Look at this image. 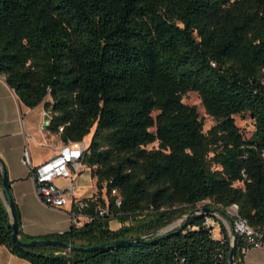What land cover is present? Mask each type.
<instances>
[{"label":"trees","instance_id":"obj_1","mask_svg":"<svg viewBox=\"0 0 264 264\" xmlns=\"http://www.w3.org/2000/svg\"><path fill=\"white\" fill-rule=\"evenodd\" d=\"M0 76L28 109L44 107L46 132L63 145L95 129L82 162L96 180L97 194L84 200L91 220L39 239L75 250L16 244L0 194V247L13 256L230 264L229 233L222 226L215 236L209 215L238 205L264 231V0H0ZM191 92L216 121L207 134L197 108L183 102ZM246 114L255 123L250 139L235 120ZM206 201L210 214H195ZM184 215L179 228L154 236ZM113 221L131 225L114 231ZM96 247L104 248L88 251ZM237 248L236 264H245L240 237Z\"/></svg>","mask_w":264,"mask_h":264},{"label":"crops","instance_id":"obj_2","mask_svg":"<svg viewBox=\"0 0 264 264\" xmlns=\"http://www.w3.org/2000/svg\"><path fill=\"white\" fill-rule=\"evenodd\" d=\"M45 119L43 106L28 109L8 86L6 79L0 76V194L10 213L11 199L19 210L20 234L35 241L66 234L73 228L70 215L73 205L65 210H56L44 204L36 193L30 169L24 164L26 153L36 167L53 158L63 146L59 136L46 132ZM84 143L87 145V141ZM5 169L8 191L4 188ZM58 185L65 186L66 182L59 180ZM77 188L76 198L80 201L92 199L97 194L96 180L85 166L77 178ZM244 263L264 264V248L249 250ZM0 264L29 263L0 247Z\"/></svg>","mask_w":264,"mask_h":264},{"label":"built area","instance_id":"obj_3","mask_svg":"<svg viewBox=\"0 0 264 264\" xmlns=\"http://www.w3.org/2000/svg\"><path fill=\"white\" fill-rule=\"evenodd\" d=\"M63 131L64 129H60V133H63ZM87 148L84 142L63 145L53 158L36 167L32 165L28 153L25 154L24 158V164L30 169L31 179L35 183L38 197L44 204L56 210H65L68 206L73 205L70 215L73 225L77 227H82L91 220L90 216L85 213L90 208L89 204L76 198L77 178L82 172V162ZM59 180H64L66 185H58ZM112 194L118 196L117 191H113ZM121 205V199L117 198L116 206L121 207ZM97 212L100 217L109 214L108 208ZM229 215L233 224L232 229L228 232L232 243L237 237H240L245 243L243 253H247L251 249L264 248V231L254 229L241 218L238 205H233L226 210V216ZM214 223L216 221L209 217L205 221L206 227L213 228V234L215 233Z\"/></svg>","mask_w":264,"mask_h":264},{"label":"rangeland","instance_id":"obj_4","mask_svg":"<svg viewBox=\"0 0 264 264\" xmlns=\"http://www.w3.org/2000/svg\"><path fill=\"white\" fill-rule=\"evenodd\" d=\"M183 102H184V104H186L190 107L197 108V110L201 116V119L204 120V123H205L204 132L206 134L216 125V121L207 115V113H206V111L202 105L201 98L199 97V95L197 93H194V92L189 93L187 96H185ZM47 117H49V114H47L46 118ZM235 120H236L237 126L240 128L241 132L244 134L246 139H250L252 137L254 131H255V123H254L252 117L249 114H246L243 116H236ZM94 133H95V129L92 130V132L90 134L91 136L89 135L90 137L85 139V141H87V146H89L91 144ZM153 148L158 149L159 143H156V144L148 147L149 150H152ZM103 195L105 197V200L108 201L106 194L104 193ZM212 207L213 206L211 205V202L206 201V202L199 204L197 206L196 210L197 211L203 210V209L205 210L207 208H212ZM187 217H188L187 215L182 216L181 218H179L178 220L173 222L168 227L160 230L154 236L164 235V234H166L172 230L179 228L186 221ZM209 218H213L214 221H216V223H214V230H215L214 235L215 236L220 235L222 226H224L228 232H229V230L232 229L233 224H232V219H231L230 215L226 216L222 213L217 212V213H213V214L209 215ZM130 225H131L130 222L123 224V223H120L119 221H113L111 223L110 228L112 230L116 231V230H119L125 226H130ZM150 236H153V235H150ZM150 236L147 235V237H150Z\"/></svg>","mask_w":264,"mask_h":264},{"label":"water","instance_id":"obj_5","mask_svg":"<svg viewBox=\"0 0 264 264\" xmlns=\"http://www.w3.org/2000/svg\"><path fill=\"white\" fill-rule=\"evenodd\" d=\"M46 126L45 128L49 125V117H47L46 119ZM1 162V160H0ZM4 188L5 190L8 191V181H7V173H6V169H5V173H4ZM10 208H11V216H12V220H13V230H14V234H13V240L16 244H18L21 247L24 248H36V247H56V248H63V249H68L70 251L75 250L74 247L65 244L63 242L60 241H56V240H36V241H32L29 243H25L21 237H20V224L19 221L17 219L16 216V212H15V206L14 203L12 201V199L10 200ZM207 213L210 214L209 210H196L194 213L195 214H199V213ZM131 243L130 241H124V242H118V243H114V246H120V245H125V244H129ZM105 247V246H104ZM104 247H96V248H90L88 251L90 252H94L97 251L99 249H102ZM237 238L234 240V242L232 243V249H231V254H230V264H236V255H237Z\"/></svg>","mask_w":264,"mask_h":264}]
</instances>
